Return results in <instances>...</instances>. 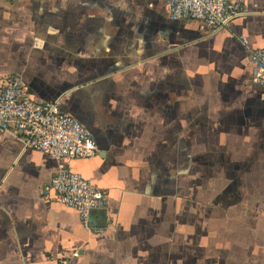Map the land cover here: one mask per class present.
I'll use <instances>...</instances> for the list:
<instances>
[{
	"label": "crops",
	"instance_id": "0c3cea01",
	"mask_svg": "<svg viewBox=\"0 0 264 264\" xmlns=\"http://www.w3.org/2000/svg\"><path fill=\"white\" fill-rule=\"evenodd\" d=\"M244 2L212 31L167 0H0V83L58 101L97 147L58 160L0 130V264H264V0ZM59 162L106 191L102 231L43 194ZM221 192L238 202L206 207Z\"/></svg>",
	"mask_w": 264,
	"mask_h": 264
},
{
	"label": "built area",
	"instance_id": "2783aa9c",
	"mask_svg": "<svg viewBox=\"0 0 264 264\" xmlns=\"http://www.w3.org/2000/svg\"><path fill=\"white\" fill-rule=\"evenodd\" d=\"M167 9L173 19L202 20L212 31L228 28L234 17L247 10L244 0H167ZM241 40L246 43L245 38ZM249 51L251 82L264 85V46ZM0 130L19 137L25 148L58 160L90 158L97 152L91 134L79 120L61 110L58 101L33 100L27 85L17 76H8L0 83ZM48 190L55 193L61 204L78 213L86 229L103 230L90 223V215L105 208L104 189L59 162L43 194ZM77 256L78 251H73L56 264H69L70 259Z\"/></svg>",
	"mask_w": 264,
	"mask_h": 264
},
{
	"label": "rangeland",
	"instance_id": "374dc122",
	"mask_svg": "<svg viewBox=\"0 0 264 264\" xmlns=\"http://www.w3.org/2000/svg\"><path fill=\"white\" fill-rule=\"evenodd\" d=\"M77 120H79V119H77ZM79 122L85 127L86 125H85V123H84V120L83 119H81V120H79ZM90 133V132H89ZM206 168L208 167V165H206L205 166ZM204 176H205V181H201V182H204V183H206V181H208V175H207V173H205L204 174ZM189 191H190V189H189ZM228 191V190H227ZM255 192H260V189H259V187L257 188L256 187V189L254 190ZM197 192V195H195L194 197H198V198H195L196 200H202V198L201 197H205L204 196V193L206 194V196H207V194H208V190L206 191V192H199V191H196ZM196 194V193H195ZM217 197H218V201H212V200H210V201H208L207 199H209V198H206V200H205V203H206V207H213V206H211V205H214V207H216V204L217 205H219V206H221L222 204H223V202H224V197H226V199H227V201L230 203V202H234V203H237L238 202V197H233V196H228V195H224L222 192H221V194H219V195H217ZM204 199V198H203ZM256 199V197H254L253 198V201H252V203H256L254 200ZM199 201H195L196 202V204L200 207V206H202L203 204L201 203V202H199ZM216 203V204H215ZM225 205V204H224ZM224 205L222 206V207H224ZM259 205V204H258ZM264 205L262 204L260 207H263ZM253 207H259V206H256V205H253Z\"/></svg>",
	"mask_w": 264,
	"mask_h": 264
}]
</instances>
